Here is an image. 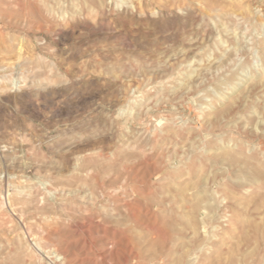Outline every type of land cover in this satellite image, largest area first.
Masks as SVG:
<instances>
[{"label": "rangeland", "instance_id": "374dc122", "mask_svg": "<svg viewBox=\"0 0 264 264\" xmlns=\"http://www.w3.org/2000/svg\"><path fill=\"white\" fill-rule=\"evenodd\" d=\"M0 264H264V0H0Z\"/></svg>", "mask_w": 264, "mask_h": 264}, {"label": "bare ground", "instance_id": "6f19581e", "mask_svg": "<svg viewBox=\"0 0 264 264\" xmlns=\"http://www.w3.org/2000/svg\"><path fill=\"white\" fill-rule=\"evenodd\" d=\"M227 2V1H226ZM122 17V16H121ZM129 21V20H128ZM168 65V64H167ZM161 67V66H160ZM172 69V68H171ZM228 86V85H227ZM65 136V135H64ZM73 139V138H72ZM58 146V145H57Z\"/></svg>", "mask_w": 264, "mask_h": 264}]
</instances>
